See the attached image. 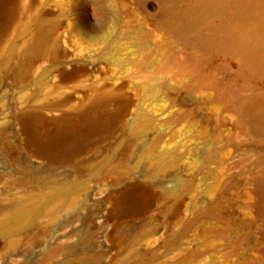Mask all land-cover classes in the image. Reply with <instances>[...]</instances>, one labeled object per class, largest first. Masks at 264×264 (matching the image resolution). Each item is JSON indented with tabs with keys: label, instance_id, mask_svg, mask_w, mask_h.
<instances>
[{
	"label": "rangeland",
	"instance_id": "obj_1",
	"mask_svg": "<svg viewBox=\"0 0 264 264\" xmlns=\"http://www.w3.org/2000/svg\"><path fill=\"white\" fill-rule=\"evenodd\" d=\"M196 1L0 0V264H264V72Z\"/></svg>",
	"mask_w": 264,
	"mask_h": 264
},
{
	"label": "bare ground",
	"instance_id": "obj_2",
	"mask_svg": "<svg viewBox=\"0 0 264 264\" xmlns=\"http://www.w3.org/2000/svg\"><path fill=\"white\" fill-rule=\"evenodd\" d=\"M174 24L196 36L205 50L237 52L247 68L264 72V0H197ZM204 25L210 29L207 34L200 32ZM256 116L264 123V108ZM22 214L1 219L0 234H10Z\"/></svg>",
	"mask_w": 264,
	"mask_h": 264
}]
</instances>
